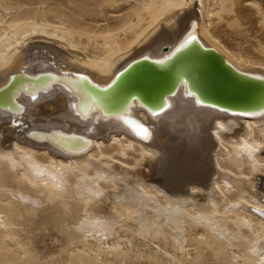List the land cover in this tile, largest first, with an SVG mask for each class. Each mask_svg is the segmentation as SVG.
I'll use <instances>...</instances> for the list:
<instances>
[{
	"label": "bare ground",
	"instance_id": "obj_1",
	"mask_svg": "<svg viewBox=\"0 0 264 264\" xmlns=\"http://www.w3.org/2000/svg\"><path fill=\"white\" fill-rule=\"evenodd\" d=\"M207 1L69 0L80 9L61 10L59 24L17 18V12L7 18L0 5V87L23 71L61 76L29 90L19 87L13 95L24 110L14 104L0 108V264H34L26 225L41 208H70L74 197L85 212L77 227L94 242L83 239L66 264H128L122 242L107 241L125 219L129 228L155 236L167 235L164 225L179 230L170 234L173 246L182 249L179 262L188 260L189 239L196 248L194 264H202L207 249L216 258L227 255L230 264H264V113L199 106L180 89L160 115L133 102L129 114L148 126L144 138L95 104L80 108L84 82L68 78L81 72L106 85L133 59L161 57L164 45L180 43L187 32H196L237 68L264 77V60L237 55L212 32L214 17L230 12L235 0ZM239 1L264 22L260 3ZM172 118L185 127L176 131ZM60 133L91 141L73 139L75 146L64 147ZM131 151L138 154L133 162L115 156L130 157ZM232 189L238 194L227 197ZM187 221L203 226L197 236L184 234ZM104 252L112 257L104 259Z\"/></svg>",
	"mask_w": 264,
	"mask_h": 264
},
{
	"label": "water",
	"instance_id": "obj_2",
	"mask_svg": "<svg viewBox=\"0 0 264 264\" xmlns=\"http://www.w3.org/2000/svg\"><path fill=\"white\" fill-rule=\"evenodd\" d=\"M163 53L158 58L142 55L133 59L106 85L97 84L81 72L75 73V77L68 76L74 82H84L80 108L95 104L106 117L120 116L139 136H143L142 129L148 131V126L129 114L133 102L154 116L160 115L170 108L169 98L180 89H184L186 97H193L199 106L245 116L264 113V77L237 68L218 49L206 46L196 32H187L174 46L164 45ZM59 77L53 72L13 74L9 82L0 87V108L7 109L14 104L24 110L13 95L19 87L29 90ZM73 139L91 141L76 134L60 133L57 138L68 148L75 146L76 143H70Z\"/></svg>",
	"mask_w": 264,
	"mask_h": 264
},
{
	"label": "rangeland",
	"instance_id": "obj_3",
	"mask_svg": "<svg viewBox=\"0 0 264 264\" xmlns=\"http://www.w3.org/2000/svg\"><path fill=\"white\" fill-rule=\"evenodd\" d=\"M238 1L239 0L234 1V5L232 6V10L230 12H222L223 14L220 15L222 17H214V26L212 32L218 37L224 46L229 48V50L234 51V53L236 52L237 55L240 54L244 57L250 56V58L256 60H264V52H262L264 51V26H262L264 25V22L262 23L260 16L256 13V10L252 8V6H247L245 2L242 3ZM253 1L260 3L264 10V0ZM207 2L208 1L206 0V3ZM128 4L129 2L126 1L125 5ZM0 5L5 10H7L6 12L9 13L7 18L12 17V14L17 12V18L28 17L30 15L29 17L40 19V21L50 22V24H59L60 21L58 18L61 10L65 11L66 13H70L71 11L72 13L74 10L77 11L80 9L74 6L75 3H69V0H0ZM92 8L95 9L96 5H92ZM98 12L101 14L104 13L102 10ZM206 19H209L207 15ZM83 38L86 39L85 36H83L82 39ZM169 123V125H173V127L176 128V131L180 130V128H182L181 126L185 127L184 124H181L180 118H172V120H169ZM193 124L194 123L191 125ZM164 129L167 130V128ZM161 139L162 142H166V138ZM172 146H174V144H172ZM220 146L222 145L220 144ZM136 155L138 154L134 151H131L130 157H121L115 154V156L118 157V159L116 158L118 161H126L128 163L133 162V158ZM117 160L114 161L118 163ZM222 163L225 164V161H222ZM214 167H216L215 164ZM228 173L231 176H235L234 172L231 173L228 171ZM153 180L158 181V178ZM188 188H190V186H188ZM238 192V189H232L231 192H227L229 193L227 194V197H232L234 194H238ZM216 197H218V195ZM72 200L70 205L71 207L67 208L66 210H64L65 208L62 206H60V208L58 206L57 208H52L47 211H44L45 209L41 208L37 218L34 219L33 223L26 225L28 228H26V231L23 233V235L27 240H29L28 246L33 249L32 252L38 255H35L36 260H34V264H56V262H60L59 264H66V260L69 259L72 254L79 252L77 249L80 248L83 239H85L87 242H94L92 237H87V239L82 237V233L77 226L80 223L83 214H85L83 211V204L80 203L79 205L77 197H74ZM44 205L47 206L48 204ZM58 210L60 211L59 213L56 212ZM125 220L121 222L123 224L120 223L118 226H116V232L118 233L113 232L114 234L109 235L107 240L109 241V245L115 241H119L120 243L122 242L120 249L121 252L124 253V262L128 264H185L187 261L186 264H194L191 262V260L196 256V248L193 246L194 242L190 241L189 239L185 243V245H187L185 250H187V253L189 252V254L186 253L188 260H185V262H179L177 260L178 256L181 257L182 249L180 247L176 248L173 246V243L175 242L172 241V236L170 234L175 231L179 232V230H172V226L164 225L163 227L166 229V231H168L167 235L161 236L156 234L155 236L152 231L151 233L146 231H138L134 228H131V225L129 228V225H126L127 220ZM191 224L192 223L188 221L184 223V234H190L189 236L194 237L197 231L202 230L201 228H203V226L200 224ZM108 244L105 246L106 250L109 248ZM99 245L101 244L99 243ZM122 247L124 249H122ZM165 249L169 252L168 254ZM234 249H236V251L238 250V253H242L240 249L236 247H234ZM108 250L110 251V249ZM104 253L101 255L104 259L112 257V254ZM212 253L213 252L210 251V249L209 251L207 249L205 256H203L202 264H230L228 263L229 258L227 255L225 258H216ZM63 259L65 261H63ZM239 260L240 263H244L243 259L241 260L240 258Z\"/></svg>",
	"mask_w": 264,
	"mask_h": 264
},
{
	"label": "snow or ice",
	"instance_id": "obj_4",
	"mask_svg": "<svg viewBox=\"0 0 264 264\" xmlns=\"http://www.w3.org/2000/svg\"><path fill=\"white\" fill-rule=\"evenodd\" d=\"M142 132H143V136L144 138H148V136L150 135L147 131V129H142Z\"/></svg>",
	"mask_w": 264,
	"mask_h": 264
}]
</instances>
